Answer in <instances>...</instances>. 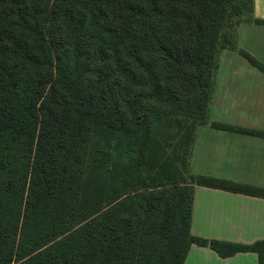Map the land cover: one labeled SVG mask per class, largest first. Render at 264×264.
Here are the masks:
<instances>
[{"label": "trees", "instance_id": "16d2710c", "mask_svg": "<svg viewBox=\"0 0 264 264\" xmlns=\"http://www.w3.org/2000/svg\"><path fill=\"white\" fill-rule=\"evenodd\" d=\"M246 22L253 0H0V264H184L193 244L264 264V240L190 233L195 186L264 198L189 167Z\"/></svg>", "mask_w": 264, "mask_h": 264}, {"label": "crops", "instance_id": "0c3cea01", "mask_svg": "<svg viewBox=\"0 0 264 264\" xmlns=\"http://www.w3.org/2000/svg\"><path fill=\"white\" fill-rule=\"evenodd\" d=\"M253 18L264 20V0H253ZM235 45L236 51L220 54L210 123L197 130L189 167L196 176L264 190V138L210 127L215 122L264 133V74L237 52L243 50L264 65V25L240 24ZM190 233L241 245L263 241L264 198L195 186ZM184 264H258V255L221 258L210 248L193 244Z\"/></svg>", "mask_w": 264, "mask_h": 264}, {"label": "rangeland", "instance_id": "374dc122", "mask_svg": "<svg viewBox=\"0 0 264 264\" xmlns=\"http://www.w3.org/2000/svg\"><path fill=\"white\" fill-rule=\"evenodd\" d=\"M235 33H236V31H235ZM235 33H234V35H235ZM233 46L235 47V49L234 48L233 49H226L225 48V49L222 50V52H224L225 50H229V51H232V52L236 51L237 48H236V45H235V38H234ZM219 61H220V56H219L218 64H219ZM217 70H218V68H217ZM217 75H218V71H216V73H215L214 82L216 81ZM219 76H221V75L219 74ZM172 123H174V121H172ZM208 123H210V121ZM205 126H208V124L205 125ZM202 127H204V126H202ZM171 128L172 129L170 130V132H171L172 138L169 140V144L173 143L174 145H177L178 138H179V135H180V132H181L180 128L176 124H175V126H172ZM195 137H196V135H195ZM194 141H195V139H194ZM193 146H194V144H193ZM169 148H170V146H169ZM171 148H172V146H171Z\"/></svg>", "mask_w": 264, "mask_h": 264}]
</instances>
